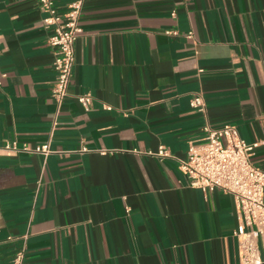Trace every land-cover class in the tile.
Returning a JSON list of instances; mask_svg holds the SVG:
<instances>
[{"label":"crops","instance_id":"0c3cea01","mask_svg":"<svg viewBox=\"0 0 264 264\" xmlns=\"http://www.w3.org/2000/svg\"><path fill=\"white\" fill-rule=\"evenodd\" d=\"M45 16L0 0V144L52 150H0V264H239L235 197L178 160L235 125L264 170V0H85L61 106Z\"/></svg>","mask_w":264,"mask_h":264},{"label":"built area","instance_id":"2783aa9c","mask_svg":"<svg viewBox=\"0 0 264 264\" xmlns=\"http://www.w3.org/2000/svg\"><path fill=\"white\" fill-rule=\"evenodd\" d=\"M38 1L46 15L44 18L46 28L52 29L48 40L55 49L56 56L54 61L56 81L52 88V96L61 106L69 96L74 75L75 43L81 32L79 20L85 0L71 2L68 11L63 15L58 12L55 0ZM187 37L193 39V32H189ZM77 98L85 109L89 110L92 103L91 94L79 95ZM191 107L206 113L207 105L203 95H195ZM55 124L57 123L54 122V126ZM204 131L206 142L198 146L191 144L187 159L178 160L179 167L193 188L204 192L220 189L235 197L240 216V224L234 231L238 240L239 264H264V170L252 162L253 151L260 143H248L240 136L235 125L213 128L208 123ZM0 150L45 156L52 152L50 143L36 147L28 145L19 147L16 142H5L0 144ZM157 155L162 158L172 156L170 150L164 146L159 149ZM25 260L26 247L23 244L16 251L11 264H26Z\"/></svg>","mask_w":264,"mask_h":264}]
</instances>
